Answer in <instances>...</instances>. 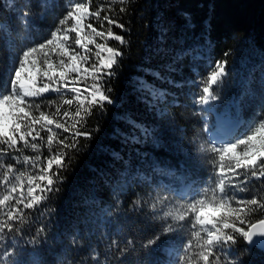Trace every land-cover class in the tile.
Wrapping results in <instances>:
<instances>
[{"label":"trees","instance_id":"1","mask_svg":"<svg viewBox=\"0 0 264 264\" xmlns=\"http://www.w3.org/2000/svg\"><path fill=\"white\" fill-rule=\"evenodd\" d=\"M100 5L111 7L102 16L126 28L111 26L126 44L107 41L123 53L114 74L104 78L113 102L87 118L81 130L91 136L80 138L78 150H69L58 190L25 209L19 225L23 238L15 241L19 255L13 259L39 252L42 264H184L183 249L191 238L187 221L180 227L166 213H176L195 190L214 183L220 162L213 145L243 138L264 120V0H92L90 7ZM67 7L70 0H0V89L16 58L60 27ZM21 12L28 14L26 22ZM95 26L109 27L107 22ZM219 62L225 63L226 75L212 86L215 99L200 104L202 87ZM34 99L45 111H54L47 108L51 100L60 102L52 92ZM74 110L75 104L69 111ZM218 114L236 122L222 141L210 138L218 130ZM23 155L44 161L48 152L43 147L40 153L9 152L0 163L12 164L17 175H38L39 164L16 163L14 157ZM4 171L0 168V181ZM235 183L238 197L264 198V179L242 174ZM4 194L0 184V197ZM260 219L264 211L258 209L248 222ZM169 224L173 232L164 231ZM40 228L45 231L37 235ZM161 235V242L148 248V241ZM33 239L36 243H27ZM113 241L127 245L124 254ZM235 250L243 264H264V252L246 241Z\"/></svg>","mask_w":264,"mask_h":264},{"label":"snow or ice","instance_id":"2","mask_svg":"<svg viewBox=\"0 0 264 264\" xmlns=\"http://www.w3.org/2000/svg\"><path fill=\"white\" fill-rule=\"evenodd\" d=\"M91 2L70 0V7L58 22L60 27L50 33V39L28 47L16 58L9 78L0 89V156L24 149L40 153L42 147L48 152L44 161L40 155L14 157L16 163L32 168L39 164L38 175L26 176L24 171L17 175L12 164L0 163V168L5 169L0 181L5 189L0 197V215L4 217L0 219V248L4 249L0 255L8 257L0 260V264H42L39 252H32L27 259H13L19 255L15 241L23 238L19 225L25 221V209H34L46 198V193L58 190L55 186L62 182V170L70 159L69 150H78L80 138L91 136L89 131L81 130L87 118L93 109L102 110L106 103L113 102L107 94L110 90L104 88V78L114 74L112 69L123 53L107 41L126 44L124 36L114 33L111 26L125 31L126 28L109 15H101L111 11V7L106 9L100 5L93 10ZM119 3L126 4L128 0H119ZM21 16L22 23L26 22L28 14L21 12ZM96 22H100L101 28L107 22L109 27L106 31L98 30ZM98 37L104 42L97 43ZM90 45L94 46V52ZM225 75V63H217L202 87L200 104L208 105L215 99L212 86ZM49 92L60 98L59 103L51 100L47 104L54 111L42 110V105L34 99ZM73 104L75 110L69 111ZM63 105L69 107L61 112ZM211 151L218 154L220 162L214 183L206 189L195 190L186 203L178 205L179 211H169L166 215L180 227H185L187 221L191 238L183 249L184 264H221L222 254H227L225 264H243L239 251L235 250L238 242L247 241L249 246L264 249V219L258 224L248 222L251 213L258 209L264 211V198L238 197L234 194L238 186L235 181L242 174L264 179V120L254 124L243 138L213 145ZM174 230L169 224L164 231ZM44 231L40 228L36 234ZM255 236L261 239L254 240ZM162 239V235L150 239L148 248L157 246ZM112 244L118 252L125 253L127 245L121 248L116 241ZM8 248L12 251L8 252ZM176 264L181 262L177 260Z\"/></svg>","mask_w":264,"mask_h":264},{"label":"rangeland","instance_id":"3","mask_svg":"<svg viewBox=\"0 0 264 264\" xmlns=\"http://www.w3.org/2000/svg\"><path fill=\"white\" fill-rule=\"evenodd\" d=\"M219 120L218 122V130L216 132H214L213 134H211V137H214V134L215 133H225L228 129H230L232 126L234 127L235 126V122H233L229 117L227 116H224L222 114H219L217 116V121ZM230 130L228 131L227 134H230ZM214 139V138H212Z\"/></svg>","mask_w":264,"mask_h":264},{"label":"bare ground","instance_id":"4","mask_svg":"<svg viewBox=\"0 0 264 264\" xmlns=\"http://www.w3.org/2000/svg\"><path fill=\"white\" fill-rule=\"evenodd\" d=\"M223 137H225L224 133H222V134L221 133H215L214 137H212V138L217 139V140H223L224 139Z\"/></svg>","mask_w":264,"mask_h":264},{"label":"water","instance_id":"5","mask_svg":"<svg viewBox=\"0 0 264 264\" xmlns=\"http://www.w3.org/2000/svg\"><path fill=\"white\" fill-rule=\"evenodd\" d=\"M257 224L259 223V222H256ZM250 230V229H249ZM257 239H261V237H259V236H255L254 237V240H257ZM247 242V241H246ZM247 245H248V243H247ZM249 246V245H248ZM249 247H257L258 249H260L258 246H255V245H251V246H249ZM261 251H263L264 252V249H260Z\"/></svg>","mask_w":264,"mask_h":264},{"label":"crops","instance_id":"6","mask_svg":"<svg viewBox=\"0 0 264 264\" xmlns=\"http://www.w3.org/2000/svg\"><path fill=\"white\" fill-rule=\"evenodd\" d=\"M228 130H229V129H228ZM228 130H227V131H228Z\"/></svg>","mask_w":264,"mask_h":264}]
</instances>
